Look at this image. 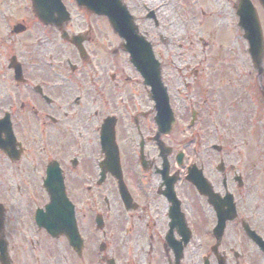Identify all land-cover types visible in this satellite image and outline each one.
I'll return each mask as SVG.
<instances>
[{
  "label": "flooded vegetation",
  "instance_id": "obj_1",
  "mask_svg": "<svg viewBox=\"0 0 264 264\" xmlns=\"http://www.w3.org/2000/svg\"><path fill=\"white\" fill-rule=\"evenodd\" d=\"M90 1L0 0V264H264V165L255 152L264 150V49L255 65L238 0L228 5L238 60L208 67L201 107L189 98L204 160L200 139L193 154L157 135L146 88L116 58L120 40L78 3ZM123 1L143 13L136 21L151 42L150 33L168 42L156 32L163 2ZM55 171L74 210L73 245L35 224ZM228 195L236 218H216Z\"/></svg>",
  "mask_w": 264,
  "mask_h": 264
},
{
  "label": "rangeland",
  "instance_id": "obj_2",
  "mask_svg": "<svg viewBox=\"0 0 264 264\" xmlns=\"http://www.w3.org/2000/svg\"><path fill=\"white\" fill-rule=\"evenodd\" d=\"M135 1L145 4L151 2L152 5L160 1L169 4L167 7L163 6L158 9L157 17L160 21V29L156 31L168 42H160L157 39V35L152 37L150 33V37L153 40L154 55L157 59H161L162 82L165 86L169 85L172 87L170 91L176 96L174 90L176 88L182 89V81L187 82L188 79L192 80L193 77H196L197 83L196 85H190V91L194 92L196 100L202 106L205 88L204 77L208 73V67L218 68L221 66V70L229 66L233 68L240 54V45L234 26L235 20L232 18L228 6L230 0ZM253 2L263 23L264 15L256 1L253 0ZM3 54L9 56V48L6 52L4 50ZM216 73L218 71H215L212 75L214 76ZM178 75H184L188 78L183 79L178 77ZM187 91L189 90H184V94ZM186 101H183L181 106L176 98L172 97L170 99L172 112L177 122L176 128L174 127L175 130L173 129L168 137L163 139V142L174 147L177 144L183 150L192 151L193 153L196 151V146L193 150V145H189L188 136H191L190 142L200 139L199 151L202 155L204 150L203 129L201 126L189 128L187 124L189 121V107ZM188 131H190V135ZM182 143H185V145ZM258 148V151L255 150V152H258L261 159L260 166H263V146L259 143ZM16 263L21 264V261L17 259Z\"/></svg>",
  "mask_w": 264,
  "mask_h": 264
},
{
  "label": "water",
  "instance_id": "obj_3",
  "mask_svg": "<svg viewBox=\"0 0 264 264\" xmlns=\"http://www.w3.org/2000/svg\"><path fill=\"white\" fill-rule=\"evenodd\" d=\"M239 2V7L243 9L242 15L243 17H248V19L250 20L252 29L251 31L253 32L252 36H247V28L244 27L245 35L250 46V53L252 57H259L262 52V39L258 23L256 21L255 15L250 11L251 7L248 1L239 0ZM259 2L264 8V0H259ZM118 31L120 33V36L126 39L127 44L126 46H123V48L129 54L131 63L141 73L142 77L146 81V84L151 88V98L154 100V102H156L160 112L159 122L163 125H168V123L172 122L171 114L168 109L167 98L165 96L164 89L160 84L159 67L153 58L150 46L143 41L136 42L134 41V39L132 41L128 35V33L132 31L131 29L126 30L124 34H122L123 30ZM167 128L169 129V126ZM53 209L54 208L52 207V214ZM231 210L232 209L227 211V215L222 214L223 218H234V213Z\"/></svg>",
  "mask_w": 264,
  "mask_h": 264
}]
</instances>
